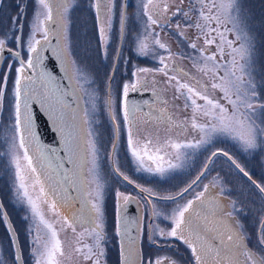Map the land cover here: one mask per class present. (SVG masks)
<instances>
[{"label": "rangeland", "instance_id": "obj_1", "mask_svg": "<svg viewBox=\"0 0 264 264\" xmlns=\"http://www.w3.org/2000/svg\"><path fill=\"white\" fill-rule=\"evenodd\" d=\"M12 2V3H11ZM126 0H115V8L112 12L111 28L109 29L105 24V32L108 36V42L104 43L99 34V25L96 18V11L92 6L94 0H71V7L66 14L67 25L66 29H61L55 23H49V38L48 42L55 37L53 52L60 57L59 48L63 44L67 48L69 61H75L76 64L82 68L91 81V88L94 89L97 95L101 98L96 101V112L92 119L94 123H84L81 125L79 115L80 109L90 107L86 102V97L78 98L73 93V83L68 79L71 86V93L76 98L77 107L74 109L66 108L68 127L62 134L59 123H54L49 116L46 104L40 103L38 100H33L38 103L39 107L46 114L52 126L57 130L61 147L66 153L70 166V183L75 188L79 197L80 208L87 210V203L95 188L92 182V175L89 168L92 167L88 154L87 142L89 139L96 140L98 149L97 168L96 172L99 176L100 183L103 185V236L102 247L104 256L101 259V264H120V257L118 254V236H117V215L116 211L120 203H127L122 196H128L136 200V205L139 212V239L138 247L141 255L140 264H149V261L161 259L163 264H194L190 249L184 242L176 237L161 236L160 230L165 232L170 231L173 226L171 216L178 205L185 204L188 200H194L195 195L204 190V185H209V191L206 196L211 198L218 188L212 187L213 183L218 186L222 182L225 188V203L234 201L237 211L234 214L235 220H238L245 229L246 233L251 237L252 243L249 247H253L257 239L258 227L261 220H264V197L259 191L250 183V181L243 176L232 164L234 160L246 172L249 173L251 179L256 183L264 186V147H258L245 151L241 144L232 139L228 135L214 134L209 143L202 145L195 149H182L185 154L180 161L175 160V150L165 149L171 153L170 156H165V167L167 161L178 163L180 166L169 170L164 175L156 173H148L146 171H136V164L134 158L130 155L127 146L126 125L123 123L122 115V88L124 83L134 81L137 76L147 79L148 90L155 89V101L152 104L146 105V112H151L153 116L159 117L160 110H165V116L170 120H161L159 118L144 122L147 117L145 112H138L137 116L142 119L138 121L137 137L144 140L146 136H150L154 144H163L166 140L171 139L177 143H188L200 140L204 135L199 130H193L189 123L192 116V108L184 107V96L177 93L175 81L172 84L168 83L169 76H176L178 80L189 85H195L199 80L205 85H209V95L214 99H219L222 93L217 90H211L210 84L212 82L211 73L207 76L199 70L200 64L199 53L189 47L190 41H195L197 48L207 47L209 52H215L216 46H206L204 38L196 39L198 32L194 27H188L182 16L172 17V13L179 7L184 10L189 8V0H154V5L150 6V11H159L163 8L164 3L168 4V12L162 18L160 15H154L153 18L159 23L151 25L147 32L145 25L147 17L142 14L140 5L142 0H127L125 12L127 14L125 36L120 38V12L123 10V3ZM14 5L16 10H14ZM17 5V6H16ZM21 5L24 9L27 7L26 0H8L0 1V39L5 38L7 33L8 41L7 47H16L14 36H18L20 30L17 28L22 24L21 37L27 42L30 35V24L34 18V11L36 10L35 0L31 5L33 8L28 13L26 10L22 19H17L14 23L13 18L20 16ZM242 9V16L246 18V24L250 30V34L255 40V79L259 85L264 84V0H240ZM3 15V16H2ZM55 16V10L53 12ZM192 22L196 20V14L192 13ZM171 17L169 20L168 18ZM168 23L171 27L166 26ZM179 24V29L176 25ZM215 27V24L212 25ZM231 28L232 25H226ZM223 30V28H221ZM179 32L184 33V37L178 35ZM150 33V34H148ZM42 33L36 34V39H41ZM66 36L62 40L61 37ZM147 36V43L149 45V54L147 56L138 54L136 50V37ZM229 40H235V34L232 32L226 33ZM159 39L160 43L164 44L165 48H160L158 45L152 43L153 40ZM186 38V39H185ZM41 41V45L46 47ZM239 41H236V45ZM22 58L27 60V47L21 45ZM43 48V50H44ZM120 49V56L117 57V49ZM171 53V55H169ZM43 55V52H42ZM165 58V63L168 65V76L162 72H149L147 74L137 73L138 68L158 69L161 67L159 57ZM220 57H217L219 60ZM226 54L224 60H229ZM13 65V69L9 70L8 65ZM173 64L176 67L188 70L195 79L185 78L180 76L173 70ZM115 65V69L114 66ZM15 67H19V62L11 55H6L1 58L0 54V77L5 74L8 75V94L11 92L13 81L17 75ZM114 70L111 79L110 92L112 96V113L115 115V122L120 126V131L117 140V147L114 152V164L119 168L120 173L129 177L135 185H139L141 189H149L146 192L151 198L150 204L153 210V220L151 224V240L159 244L168 243L177 246V251L170 248L154 247L152 252H142V247H146L148 243V223H149V208L146 198L140 195L132 186L120 179L112 170L110 163V151L114 140V128L110 119L108 110L103 106L102 100L106 96L110 81V76ZM37 67L36 72L28 71V75L35 76L39 73ZM67 78L68 73L65 71ZM223 69L220 70L219 75H223ZM202 90V89H201ZM143 91V89H140ZM152 91V90H151ZM178 97V98H176ZM198 103H203L199 101ZM221 103L225 101L221 100ZM229 111H231V107ZM76 114L75 118L73 114ZM199 123H210L211 121L202 115L197 117ZM163 121V125L162 122ZM12 121L9 119L7 111V100L5 101V109L0 111V204L3 205V210L7 213L16 214V209L19 216L14 223V220L9 218L11 224L14 226L16 235L19 240V249L23 253L24 264H33L30 256V237L26 235V229L32 222L31 219L26 220L25 217H30L29 207L26 201L20 199L16 192L15 168L10 162L9 146L11 130L10 125ZM181 123V125H180ZM89 130L94 131L95 137H89ZM69 134L71 139H69ZM161 152V155L164 154ZM212 152H218L217 156L213 157L209 162V157ZM222 152H227L228 157L222 155ZM31 154V153H30ZM210 163L208 170L202 178L189 189L187 193L174 200H162L161 198L175 196L180 193L182 189L187 188L192 182L205 170V164ZM151 166V162H147ZM22 168H26V162L21 161ZM34 166L37 167V174L40 178V183H35L34 179H26L29 194L40 205L41 211L45 219L53 225L57 230L58 236L63 244L65 256L60 258L62 264H93L92 260H84L82 254H77L74 251L77 242V234L84 231V226L77 224L75 232L71 228L63 226V216H71V209L68 208L65 201L73 206V202L68 200L67 193L62 189L60 183L56 179V174L51 168L45 166L41 169L39 164L34 161ZM27 176V173H25ZM219 177V181L215 178ZM43 186L44 191H40ZM7 193L8 198L4 195ZM45 200L48 203H45ZM55 201L56 210L49 208V204ZM195 202V201H194ZM16 209L13 210L11 206ZM5 208L7 210H5ZM73 208H75L73 206ZM76 209V208H75ZM156 213V214H154ZM9 215V214H7ZM13 215V214H11ZM13 218V217H12ZM150 226V224H149ZM90 230V229H89ZM81 245L87 243L92 244L93 240L89 236H85L79 241ZM0 248L3 249V259L6 264H13L12 247L9 240V233L6 230L5 224L0 222ZM147 249H150L147 247ZM87 250H85L86 252ZM186 254V261L184 262V255ZM145 255H148L144 258Z\"/></svg>", "mask_w": 264, "mask_h": 264}, {"label": "snow or ice", "instance_id": "obj_2", "mask_svg": "<svg viewBox=\"0 0 264 264\" xmlns=\"http://www.w3.org/2000/svg\"><path fill=\"white\" fill-rule=\"evenodd\" d=\"M36 10L34 18L30 24V35L27 42L21 36H14V41L27 47V60L21 59L19 51L13 52L7 49L8 36L5 33V38L0 39V54L8 51L9 54L19 61V67H15L17 73L8 94V75L0 77V111L5 109V101L7 100V111L9 119L12 121L10 125L11 136L9 155L10 162L15 168L16 192L18 197L26 201L31 219L29 227L26 229V235L30 237V256L33 264H62L60 258L65 256L62 241L60 240L57 230L49 223L40 205L29 194L26 179H34L35 183H40L37 167L34 166L36 161L41 169L52 167V162L55 155V150L50 147L43 146L38 139V134L35 130L34 117L31 110L33 100H38L42 104H46L49 116L54 123H59L62 134L68 127L67 114L65 109L66 104L59 103L56 96L58 88L55 83V78L46 71L41 70L35 78L28 75V71L36 72L37 67L42 65L43 61V46L47 44L49 38V23L57 24L61 29H66L67 20L66 14L71 7V0H35ZM183 3V0H181ZM154 5V0H142L140 8L142 14L147 17L145 31L151 25L159 23L154 19V15H160L162 18L168 12V4L165 2L163 8L158 12L153 9L150 11V6ZM96 9V18L99 25V34L102 42H108V36L105 32V24L110 29L112 21V12L115 8V0H94L92 5ZM20 7V16L14 17L13 21L22 19L25 15L24 7ZM55 10V16L53 12ZM192 13L196 14V20L192 22ZM240 0H189L188 10L177 8L172 17L182 16L188 27H194L198 35L196 39L204 38L206 46H216L215 52H209L207 47L197 48L195 41L189 42V47L199 53L200 64L199 70L206 76L211 73L212 82L211 90H219L222 95L219 99L212 98L209 95V85L203 84L197 80L195 85L183 83L176 76H169L168 83L175 87L177 93L184 96V107L192 108V116L190 125L193 130H199L204 133L200 140L188 143H177L171 139L166 140L163 144H154L150 136H146L144 140L137 137L138 121L142 118L137 116V112L141 111L140 105L134 100L129 103V94L137 92L140 89L148 91L147 79L137 76V73L147 74L149 72H162L168 76V65L164 62L163 56L159 57L161 67L158 69L138 68L134 76L137 78L130 82L124 83L122 88V115L123 123L126 125L127 146L130 155L134 158L136 171H146L148 173H156L164 175L169 170L175 169L180 165L167 161L165 167V156H170L171 153L164 151L165 149L175 150V160L180 161L184 157L182 149H195L209 143L214 134L228 135L232 139L237 140L245 151L264 147V84L259 85L255 79V40L250 34V30L246 24V18L242 16ZM127 14L125 11L120 12V38L124 39ZM169 20L171 17L168 18ZM213 23L215 27H213ZM231 24L228 28L226 25ZM166 26L171 27L168 23ZM176 27L179 29L180 25ZM223 28V30H221ZM22 29V24L17 30ZM232 32L235 34V40H229L226 33ZM42 33L41 39H36V34ZM150 34V33H148ZM180 37H184L183 32H179ZM62 40L66 36L61 37ZM186 39V38H185ZM147 36L141 38L136 37V50L138 54L147 56L149 54V45L146 42ZM236 41L239 44L236 45ZM153 44L160 48L166 46L160 43L159 39L152 41ZM229 56V60L225 61L224 56ZM65 65V71L68 73V79L73 83V93L78 98L86 97V102L90 107L80 109V123H94L92 119L96 112V101L101 99L96 91L91 88V81L87 73L80 68L75 61H69L67 48L61 44L58 53ZM120 49H117V57L120 56ZM171 55V53H169ZM220 57L217 60V57ZM13 65L9 64V70L13 69ZM115 69V65L113 66ZM223 69L224 74L219 75ZM173 70L181 75L188 76L189 74L183 69H180L173 64ZM111 79V77H110ZM193 79H195L193 77ZM202 89V90H201ZM155 91V89H153ZM178 98V97H176ZM203 101V103H198ZM221 100L225 103H221ZM103 106L108 110L110 118L115 121L116 117L112 113V96L109 91L102 100ZM147 119L144 122L153 121L157 118L161 120H170L165 116V110H160V116L155 117L151 112L145 114ZM198 115L207 117L210 123H199ZM74 118L76 114H73ZM120 131L119 125H114V134L118 138ZM88 136L95 137V133L89 130ZM69 139L71 135L69 134ZM118 145L113 142V150ZM88 154L90 163L89 172L92 175V182L95 188L90 193L91 199L86 201L88 207L85 211L75 209L71 204H67L71 209V216H63V226L71 228L75 232L77 224L84 226V231L77 234V242L74 251L77 254H82L84 260H92L93 264H101V259L104 256L102 247L103 236V185L100 183L99 176L96 172L98 149L96 140L91 138L87 142ZM164 154L161 155V152ZM31 153V154H30ZM218 152H212L209 157V162L217 156ZM222 155L228 157L227 152H222ZM231 160V157H228ZM26 162V168H22L21 161ZM147 162H151L155 166H151ZM235 168L245 176L250 183L264 197V186L256 183L251 179V176L234 160H231ZM59 166V165H57ZM208 164H205V168ZM119 173L125 181L134 183L129 180V177L120 173L119 168L114 169ZM27 173V176L25 175ZM194 180L187 188L177 193L178 196L187 193L191 187L197 183ZM219 181V177L215 178ZM136 187H140L136 185ZM212 187L218 188L217 192L211 196H206L209 191V185H204V190L195 195L194 200H188L183 205H178L173 211L171 219L173 226L170 231L160 230L161 236L176 237L184 242L191 251L194 264H264V220L257 231V239L253 247H249L252 243L251 237L246 233L243 226L238 220H235L234 214L242 209H237L234 201L225 203V188L222 182L219 186L216 183ZM43 192V186L40 187ZM143 192H149V189H141ZM151 194V193H150ZM122 196L125 202L132 199L128 196L118 193ZM174 200V197H167ZM195 201V202H194ZM45 203H48L45 200ZM205 205H210V210L205 208ZM49 208L56 210V202L52 201ZM200 209L198 211L197 209ZM156 214V213H154ZM0 222L5 224L6 230L9 233V240L12 247L13 264H24L23 253L19 249L18 236L14 226L11 224L7 213L3 210V205L0 204ZM90 229V230H89ZM119 232L120 229L117 228ZM85 236L92 238V244L81 245L79 241ZM85 250H87L85 252ZM120 264H140L141 255L135 249V241L127 247L122 246ZM3 257V249L0 248V264H6ZM149 264H163L161 259L154 262L149 261Z\"/></svg>", "mask_w": 264, "mask_h": 264}, {"label": "water", "instance_id": "obj_3", "mask_svg": "<svg viewBox=\"0 0 264 264\" xmlns=\"http://www.w3.org/2000/svg\"><path fill=\"white\" fill-rule=\"evenodd\" d=\"M49 42L43 50V61L42 65L39 66V71L44 70L48 74L55 78V83L58 88L56 96L59 103L66 104L69 109H74L77 107L76 98L71 93V86L68 81L67 75L63 69V64L59 57L53 52L55 37ZM8 49V48H7ZM8 51H5L2 55H5ZM14 52V51H13ZM9 53V52H8ZM114 70L111 73V79L113 77ZM178 73V72H177ZM179 74V73H178ZM181 75V74H179ZM182 76V75H181ZM111 79L109 81L108 91H110ZM155 93L148 91H137L129 94V103L133 100L140 105V109L146 112V105L151 104L155 101ZM31 110L34 117L35 130L38 134L39 142L45 146L50 147L55 150L54 159L52 162L51 170L55 172L56 179L60 183L62 189L67 193L68 200L72 201L76 205L77 209L80 208L79 197L76 193L75 188L70 183V164L67 159L66 153L61 147L57 130L53 128L47 116L38 106L37 102L32 101ZM109 113V112H108ZM111 119V118H110ZM113 126L116 122L113 121ZM114 141L117 144V137L114 134ZM114 150L111 148L110 152V163L115 169L113 163ZM59 165V166H57ZM114 172L123 178L115 170ZM149 205H151L149 203ZM151 218L152 210L150 206ZM117 228L120 229L118 233L119 238V250L121 253L122 246L127 248L132 241H135V249H138V239H139V212L136 205L135 199H130L127 203L119 204L117 209Z\"/></svg>", "mask_w": 264, "mask_h": 264}, {"label": "flooded vegetation", "instance_id": "obj_4", "mask_svg": "<svg viewBox=\"0 0 264 264\" xmlns=\"http://www.w3.org/2000/svg\"><path fill=\"white\" fill-rule=\"evenodd\" d=\"M0 1H3L4 2V0H0ZM5 1H8V0H5ZM33 1L34 0H26V2H27V4H28V6H29V10H27V7L24 9V12L26 13V11H29L30 12V9H32L33 8V5H31V3H33ZM126 4H127V0H126V3L124 2L123 3V11H125V9H126ZM95 9V8H94ZM1 10V9H0ZM15 10H16V8L14 9V10H12V13H14L15 12ZM26 10V11H25ZM95 11H96V9H95ZM96 13V12H95ZM3 16V15H2ZM18 36H22L21 35V30H20V33H19V35ZM54 38V37H53ZM53 39H51L49 42H51ZM8 49H11L12 51H19L20 53H21V59H23L22 58V54H23V50H22V48H21V44H19L18 42H16V47H14V48H12V47H7ZM44 48V47H43ZM2 55V54H1ZM6 55H10L8 52L5 54V55H3L2 56V58L4 57V56H6ZM17 60V59H16ZM18 61V60H17ZM19 62V61H18ZM185 72H187L189 75L188 76H184V75H182V77H185V78H190V79H192V77H194L192 74H191V72L190 71H188V70H184ZM152 90V92H154L155 93V95H157L156 93V90L155 91H153V89H151ZM139 112H141V111H139ZM138 113V112H137ZM147 113H149V112H145L144 113V115L145 114H147ZM162 123V125H163V121L161 122ZM180 125H181V123H180ZM117 140H118V138H117ZM113 161H114V156H113ZM207 164H208V167L207 168H205V170L199 175V177H200V179L202 178V176L205 174V172L208 170V168H209V165H210V163L209 162H207ZM115 165V164H114ZM116 167V166H115ZM119 178L120 179H122L124 182H126L127 184H129L130 186H132L140 195H142V196H144L145 198H146V202H147V204H148V208H149V211H150V206L151 205H149V203H151L150 202V197L147 195V193L146 192H143V191H141V188H138V187H136V185L135 184H133V183H129L128 181H125L123 178H121L120 176H119ZM199 179V180H200ZM195 180H197V178L195 179ZM198 180V181H199ZM197 181V182H198ZM193 187V186H192ZM185 194V193H184ZM184 194H182V196L184 195ZM172 197H174L175 199H178V198H180V196H178V195H175V196H172ZM134 199V198H133ZM162 200H166L167 199V197H165V198H161ZM169 200V199H168ZM136 201V200H135ZM205 208H208L209 210H210V205H205ZM151 210H152V207H151ZM198 211H200V209L198 208L197 209ZM152 213H153V210H152ZM152 220H153V214H152V218H151V212H149V223H148V236H147V239H148V243H150V244H154L155 246H160V244H157L156 242H154V241H152L151 240V224H152ZM149 224H150V226H149ZM164 247V246H163Z\"/></svg>", "mask_w": 264, "mask_h": 264}, {"label": "trees", "instance_id": "obj_5", "mask_svg": "<svg viewBox=\"0 0 264 264\" xmlns=\"http://www.w3.org/2000/svg\"><path fill=\"white\" fill-rule=\"evenodd\" d=\"M12 3V2H11ZM17 6V5H16ZM16 7H15V5H14V9H15ZM27 10H29V6L27 5ZM28 13H29V11H27ZM39 106V105H38ZM42 110V109H41ZM43 111V110H42ZM45 114V113H44ZM46 115V114H45ZM112 126H113V124H112ZM54 128V127H53ZM113 128H114V126H113ZM58 133V132H57ZM59 137V136H58ZM111 152V151H110ZM71 165V164H70ZM126 183V182H125ZM128 185V184H127ZM4 197L5 198H8V195H7V193L4 195ZM68 197V196H67ZM11 206V205H10ZM73 206L77 209V207H76V205L75 204H73ZM11 208H13V210L14 209H16L14 206H11ZM5 210H7L6 208H5ZM16 211V214L14 213V211H13V213L11 212V210L10 209H8L7 210V214H9V215H7L9 218L11 217V219H13L14 220V223H15V221H16V219H17V216H19L18 214H19V212H18V210L16 209L15 210ZM5 212V211H4ZM11 214H13V215H11ZM13 217V218H12ZM118 234V233H117ZM148 240V239H147ZM155 242V241H154ZM157 243V242H156ZM157 244H159V243H157ZM164 246V247H163ZM147 247H149L150 249H147ZM154 247H157V248H171L172 249V247H173V249H174V252L175 251H177V246H174L173 244H168V243H163V244H160V246H155L154 244L152 245V244H146V247H142V252H149L148 253V255L152 252V250H153V248ZM172 249V250H173ZM118 254H119V257H120V260H121V256H120V250H119V242H118ZM148 255H145L144 256V258L145 257H147ZM186 261V254L184 255V262Z\"/></svg>", "mask_w": 264, "mask_h": 264}]
</instances>
